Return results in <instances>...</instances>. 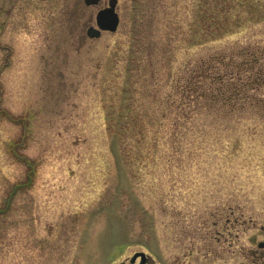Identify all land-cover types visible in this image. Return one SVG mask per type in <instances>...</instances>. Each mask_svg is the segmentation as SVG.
<instances>
[{"label":"rangeland","instance_id":"rangeland-1","mask_svg":"<svg viewBox=\"0 0 264 264\" xmlns=\"http://www.w3.org/2000/svg\"><path fill=\"white\" fill-rule=\"evenodd\" d=\"M82 1L0 0V264H233L232 224L256 250L264 86L235 111L177 89L201 60L236 73L264 52V0H117L98 38L108 0Z\"/></svg>","mask_w":264,"mask_h":264},{"label":"trees","instance_id":"trees-1","mask_svg":"<svg viewBox=\"0 0 264 264\" xmlns=\"http://www.w3.org/2000/svg\"><path fill=\"white\" fill-rule=\"evenodd\" d=\"M263 54V51L257 52L253 48L237 51L239 62L234 63L236 73L219 70V67L227 66V59L223 54L214 55L207 61L201 60L197 70L188 76L187 83L180 85L177 90L180 95H184L186 101L193 103L191 105L210 104L217 111L242 110L254 105L249 103L252 97L250 92L264 86V64L261 62ZM211 70L212 75L207 73ZM243 74L246 82L242 80ZM204 82H210V88ZM185 102H182L179 108H182Z\"/></svg>","mask_w":264,"mask_h":264},{"label":"flooded vegetation","instance_id":"flooded-vegetation-1","mask_svg":"<svg viewBox=\"0 0 264 264\" xmlns=\"http://www.w3.org/2000/svg\"><path fill=\"white\" fill-rule=\"evenodd\" d=\"M238 219L239 218H235V221H238ZM235 227L237 228L235 230L236 232H233ZM239 227H241L240 224H232L230 229H228L229 227L226 226L223 229V232L220 234L222 237V243H223V247L221 249L222 263H225L224 259H229L233 264H240V263H243V261L249 264H255V258H259V257L263 258V261H264V253H263L264 247H259V245L263 244L264 241L256 243V247H257L256 250L254 248L255 243H251L246 246L239 245L240 243L239 240L241 236L238 233ZM252 227L254 228L255 226L252 224ZM146 264H149L148 260Z\"/></svg>","mask_w":264,"mask_h":264},{"label":"water","instance_id":"water-1","mask_svg":"<svg viewBox=\"0 0 264 264\" xmlns=\"http://www.w3.org/2000/svg\"><path fill=\"white\" fill-rule=\"evenodd\" d=\"M100 0H84V4L86 6H94L97 5ZM117 0H109L108 5L102 9H100L95 16V24L96 28L88 27L86 30V35L89 38H98L100 36L101 31L107 32H115L119 23L118 15L115 11ZM260 247H264V244L260 245ZM140 258V264H144L147 260V257L142 252H137L132 255L129 262L130 264L134 263L136 258ZM112 264H124L121 263H112Z\"/></svg>","mask_w":264,"mask_h":264}]
</instances>
